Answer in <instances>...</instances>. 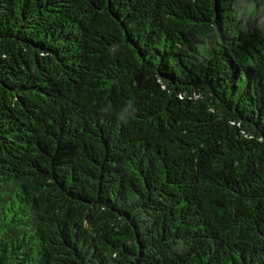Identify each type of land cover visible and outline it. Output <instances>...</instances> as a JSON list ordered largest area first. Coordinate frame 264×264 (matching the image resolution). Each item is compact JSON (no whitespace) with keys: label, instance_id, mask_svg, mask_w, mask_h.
I'll return each mask as SVG.
<instances>
[{"label":"trees","instance_id":"16d2710c","mask_svg":"<svg viewBox=\"0 0 264 264\" xmlns=\"http://www.w3.org/2000/svg\"><path fill=\"white\" fill-rule=\"evenodd\" d=\"M0 264H264V0H0Z\"/></svg>","mask_w":264,"mask_h":264},{"label":"clouds","instance_id":"9594fccd","mask_svg":"<svg viewBox=\"0 0 264 264\" xmlns=\"http://www.w3.org/2000/svg\"><path fill=\"white\" fill-rule=\"evenodd\" d=\"M136 112V109L132 106V103L129 101L128 104L121 110L119 115V119L122 121H126L127 118L133 116Z\"/></svg>","mask_w":264,"mask_h":264}]
</instances>
